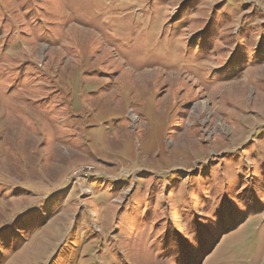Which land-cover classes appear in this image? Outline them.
Listing matches in <instances>:
<instances>
[{"label": "rangeland", "instance_id": "rangeland-1", "mask_svg": "<svg viewBox=\"0 0 264 264\" xmlns=\"http://www.w3.org/2000/svg\"><path fill=\"white\" fill-rule=\"evenodd\" d=\"M199 260L264 264V0H0V264Z\"/></svg>", "mask_w": 264, "mask_h": 264}, {"label": "trees", "instance_id": "trees-1", "mask_svg": "<svg viewBox=\"0 0 264 264\" xmlns=\"http://www.w3.org/2000/svg\"><path fill=\"white\" fill-rule=\"evenodd\" d=\"M201 246V248H203V246L202 245H200ZM199 250H201V249H199ZM193 256V255H192ZM192 256L190 257V256H187L185 259H186V261H187V263H189L190 261H191V259H192ZM194 264H201V260H199L198 262H195Z\"/></svg>", "mask_w": 264, "mask_h": 264}]
</instances>
